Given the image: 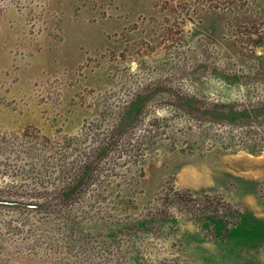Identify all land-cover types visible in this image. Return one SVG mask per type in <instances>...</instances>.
<instances>
[{
	"label": "rangeland",
	"instance_id": "1",
	"mask_svg": "<svg viewBox=\"0 0 264 264\" xmlns=\"http://www.w3.org/2000/svg\"><path fill=\"white\" fill-rule=\"evenodd\" d=\"M0 264H264V0H0Z\"/></svg>",
	"mask_w": 264,
	"mask_h": 264
},
{
	"label": "trees",
	"instance_id": "2",
	"mask_svg": "<svg viewBox=\"0 0 264 264\" xmlns=\"http://www.w3.org/2000/svg\"><path fill=\"white\" fill-rule=\"evenodd\" d=\"M141 104H142V100H140V102H138L135 105L133 111H131V114L128 117H125L124 118V121H122V124H121V128L124 127V125H127L128 124L129 119L138 111V109H139V107H140Z\"/></svg>",
	"mask_w": 264,
	"mask_h": 264
}]
</instances>
